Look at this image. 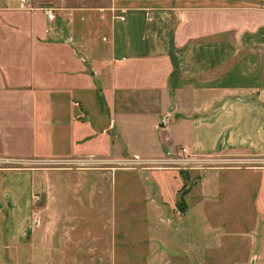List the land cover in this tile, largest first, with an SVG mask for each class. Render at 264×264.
I'll return each instance as SVG.
<instances>
[{
  "label": "crops",
  "instance_id": "obj_1",
  "mask_svg": "<svg viewBox=\"0 0 264 264\" xmlns=\"http://www.w3.org/2000/svg\"><path fill=\"white\" fill-rule=\"evenodd\" d=\"M30 6L0 8V160L118 149L264 158V0ZM40 178L0 169V264H24Z\"/></svg>",
  "mask_w": 264,
  "mask_h": 264
},
{
  "label": "rangeland",
  "instance_id": "obj_2",
  "mask_svg": "<svg viewBox=\"0 0 264 264\" xmlns=\"http://www.w3.org/2000/svg\"><path fill=\"white\" fill-rule=\"evenodd\" d=\"M132 151L0 160L41 173L24 264H264V166Z\"/></svg>",
  "mask_w": 264,
  "mask_h": 264
},
{
  "label": "built area",
  "instance_id": "obj_3",
  "mask_svg": "<svg viewBox=\"0 0 264 264\" xmlns=\"http://www.w3.org/2000/svg\"><path fill=\"white\" fill-rule=\"evenodd\" d=\"M30 2L31 0H0V8H4V7H28V8H33L32 6H30ZM47 16L48 20L52 21L55 17L53 11L47 7H44L41 9ZM242 162H247L252 164V166H264V158H255V159H251L248 161H242ZM240 162V163H242Z\"/></svg>",
  "mask_w": 264,
  "mask_h": 264
},
{
  "label": "water",
  "instance_id": "obj_4",
  "mask_svg": "<svg viewBox=\"0 0 264 264\" xmlns=\"http://www.w3.org/2000/svg\"><path fill=\"white\" fill-rule=\"evenodd\" d=\"M251 264H254L253 261H251Z\"/></svg>",
  "mask_w": 264,
  "mask_h": 264
}]
</instances>
